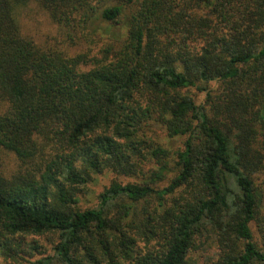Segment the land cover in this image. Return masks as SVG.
Masks as SVG:
<instances>
[{"label": "trees", "instance_id": "obj_1", "mask_svg": "<svg viewBox=\"0 0 264 264\" xmlns=\"http://www.w3.org/2000/svg\"><path fill=\"white\" fill-rule=\"evenodd\" d=\"M31 1L86 49L24 36ZM0 148L1 257L264 264V0H0Z\"/></svg>", "mask_w": 264, "mask_h": 264}, {"label": "rangeland", "instance_id": "obj_2", "mask_svg": "<svg viewBox=\"0 0 264 264\" xmlns=\"http://www.w3.org/2000/svg\"><path fill=\"white\" fill-rule=\"evenodd\" d=\"M18 21L21 33L24 36L31 38L34 43L39 46H54L59 49H65L70 55L86 49L87 45L80 40L74 44H70V41L66 40L60 33L58 26L51 20L49 14L35 1H31L19 9ZM78 35L80 36V32ZM90 37L96 39L95 35H91ZM189 91L197 103H201L204 100V92H198L194 87L190 88ZM153 130L155 131L154 137H156L159 142L163 143L164 146H167L172 150L181 146L183 140L182 137H167L165 131L159 125H153ZM19 168L20 163L17 161L14 154L0 148V171L8 176ZM114 178L115 175L108 172L95 175V181L88 183L86 190L79 194V207L84 209L96 205L98 201L97 195L103 187L109 185ZM117 180L123 183L131 181L130 178L122 176L117 177ZM251 227L255 232L256 227L254 224H252ZM30 239L31 238H29V240ZM37 239L46 248V251L49 252L51 248L50 243H48L44 237ZM20 257L21 254L14 258H4L0 256V264H29L27 262L28 260H32L39 256L35 255L31 258L28 256H23V258ZM208 260V257L203 256V258H199L198 264H208Z\"/></svg>", "mask_w": 264, "mask_h": 264}]
</instances>
